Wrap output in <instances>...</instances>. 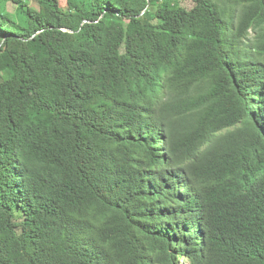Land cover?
I'll use <instances>...</instances> for the list:
<instances>
[{"label": "trees", "instance_id": "obj_1", "mask_svg": "<svg viewBox=\"0 0 264 264\" xmlns=\"http://www.w3.org/2000/svg\"><path fill=\"white\" fill-rule=\"evenodd\" d=\"M34 1L0 0V264H264V0Z\"/></svg>", "mask_w": 264, "mask_h": 264}, {"label": "rangeland", "instance_id": "obj_2", "mask_svg": "<svg viewBox=\"0 0 264 264\" xmlns=\"http://www.w3.org/2000/svg\"><path fill=\"white\" fill-rule=\"evenodd\" d=\"M30 5L35 7V8H38L39 6L37 5V3L34 1V0H28ZM65 4V0H62V5ZM186 5L187 6H190V2H186ZM8 11L12 12L14 10V6L12 4H8V7H7ZM181 263H186L184 260L181 261Z\"/></svg>", "mask_w": 264, "mask_h": 264}, {"label": "bare ground", "instance_id": "obj_3", "mask_svg": "<svg viewBox=\"0 0 264 264\" xmlns=\"http://www.w3.org/2000/svg\"><path fill=\"white\" fill-rule=\"evenodd\" d=\"M227 137V136H226Z\"/></svg>", "mask_w": 264, "mask_h": 264}]
</instances>
